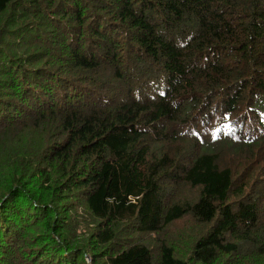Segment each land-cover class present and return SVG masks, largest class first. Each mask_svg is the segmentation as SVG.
Here are the masks:
<instances>
[{"label":"trees","instance_id":"trees-1","mask_svg":"<svg viewBox=\"0 0 264 264\" xmlns=\"http://www.w3.org/2000/svg\"><path fill=\"white\" fill-rule=\"evenodd\" d=\"M0 264H264V0H0Z\"/></svg>","mask_w":264,"mask_h":264},{"label":"rangeland","instance_id":"rangeland-1","mask_svg":"<svg viewBox=\"0 0 264 264\" xmlns=\"http://www.w3.org/2000/svg\"><path fill=\"white\" fill-rule=\"evenodd\" d=\"M222 164L224 165L225 163L222 162ZM206 252H207V251H206ZM207 253H208V252H207ZM207 253H203V252H202L201 254L199 253V255H198V260H202V259H204V258L206 257V254H207Z\"/></svg>","mask_w":264,"mask_h":264}]
</instances>
